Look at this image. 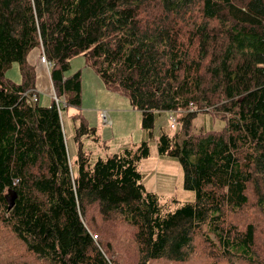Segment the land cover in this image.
I'll list each match as a JSON object with an SVG mask.
<instances>
[{
	"label": "trees",
	"instance_id": "1",
	"mask_svg": "<svg viewBox=\"0 0 264 264\" xmlns=\"http://www.w3.org/2000/svg\"><path fill=\"white\" fill-rule=\"evenodd\" d=\"M37 47L59 102L31 99ZM78 55L141 111L150 138L156 113H179L157 143L195 201L167 210L147 191L146 139L93 161L96 127L81 112L73 161L61 111L64 96L82 103V74L67 73ZM14 64L21 83L7 76ZM202 113L226 126L193 133ZM256 218L264 221V0H0V224L33 264H187L201 245L210 258L264 264Z\"/></svg>",
	"mask_w": 264,
	"mask_h": 264
},
{
	"label": "rangeland",
	"instance_id": "2",
	"mask_svg": "<svg viewBox=\"0 0 264 264\" xmlns=\"http://www.w3.org/2000/svg\"><path fill=\"white\" fill-rule=\"evenodd\" d=\"M71 67L67 73L74 74L78 71L82 72L84 77L87 78L89 72L93 74V79L84 80L82 83V103L80 107L74 105H67L68 97H62V102L65 105L61 111V117L65 129L66 139L69 145V150L73 161L77 153L76 143V125H80V121L76 122L73 115L82 113L89 122V125L96 127V134L94 137L98 138V142L91 145H86V148L91 147L93 154L92 158L95 161L99 156L109 155L120 152L128 147H136L142 143L143 140L149 141L150 154L143 158L139 164V170L143 174V183L149 192L157 194L160 198V203L165 206L167 210H175L185 202H192L196 199V192L184 187V173L180 163L175 157L168 155H161L158 148L157 139L160 136L161 129L170 131V116L174 113L179 117V113L160 111L156 113V120L154 126L153 137L148 135L147 131L143 128L141 122L142 138L132 140V138L124 137V135L135 132L132 128L116 127L112 124L110 118H107L108 113L105 115L102 112L106 109L105 106L112 105L111 102L96 98L97 91L107 90L103 79L89 66L86 62L84 55L75 56L71 59ZM7 76L15 83L22 82V75L19 64H14L8 71ZM83 81V80H82ZM111 91V90H110ZM106 92V91H105ZM114 92V91H111ZM48 92H41L40 104L47 105L52 102V96ZM123 96L119 93H111ZM102 99V100H101ZM63 105V106H64ZM117 106L131 107L130 100L123 96L121 100H117ZM99 109L98 111L94 110ZM139 111L137 109H134ZM102 111V112H101ZM106 111V110H105ZM141 113V111H139ZM143 119V115L141 113ZM226 126V120L221 119L219 116H214L207 113H202L196 117L193 122V133H207L208 130H221ZM253 214V212H252ZM258 226V235L264 239V221L260 224L255 219ZM126 261L133 258V253L129 252L126 256L121 255ZM33 264L34 260L24 250L21 244L12 236L9 230L0 224V264ZM154 264H169L167 262H155ZM187 264H247L246 261H229L221 258L218 254H214L211 258L208 256V250L204 245H201L196 258Z\"/></svg>",
	"mask_w": 264,
	"mask_h": 264
},
{
	"label": "crops",
	"instance_id": "3",
	"mask_svg": "<svg viewBox=\"0 0 264 264\" xmlns=\"http://www.w3.org/2000/svg\"><path fill=\"white\" fill-rule=\"evenodd\" d=\"M42 55H43L42 47H37L31 50V52L28 55L29 62L35 66L36 93L39 96V102H40L39 93L43 91L50 93L49 95L52 96V99L55 97V90H54V86H53L51 76H50V67H48L46 62L42 61L41 59ZM93 78L94 76L90 72L87 78H85L83 74L82 83L84 82V80L93 79ZM111 93H114V92H111L108 89L100 90V92L97 91L96 98L99 99L102 97L103 100H106L112 103V105L105 106L106 109H101V110H104V112L102 111L101 112L103 114L108 113L107 118L111 119L110 122L114 125L117 122L116 127H119V126L124 127V128L131 127L132 131L136 130L133 133L131 132L130 135L129 134L124 135V137L127 138L130 136L132 140H137V138H142L143 130L141 129V126H140L142 122L141 113L139 111L134 110V108H131V107L117 106L116 105L117 100L120 101L121 97L123 98V96H119L117 94H111ZM94 110L98 111L99 109L95 108ZM85 141H86V144L92 143L91 139L89 138H86Z\"/></svg>",
	"mask_w": 264,
	"mask_h": 264
},
{
	"label": "built area",
	"instance_id": "4",
	"mask_svg": "<svg viewBox=\"0 0 264 264\" xmlns=\"http://www.w3.org/2000/svg\"><path fill=\"white\" fill-rule=\"evenodd\" d=\"M41 59H42L43 62H46V64L48 65V67L51 66V63L46 59L44 53H43ZM55 98L59 102V98H57L56 96H55ZM31 99H32L33 102H37L39 100V96H38V94L36 93L35 90H34L32 96H31ZM104 115H106V114H104ZM178 124H179L178 117L174 113H172L171 116H170V127L171 128H176V126H178Z\"/></svg>",
	"mask_w": 264,
	"mask_h": 264
},
{
	"label": "water",
	"instance_id": "5",
	"mask_svg": "<svg viewBox=\"0 0 264 264\" xmlns=\"http://www.w3.org/2000/svg\"><path fill=\"white\" fill-rule=\"evenodd\" d=\"M16 198H17L16 192L14 190H11L10 194L7 197L9 201V210H11L14 207Z\"/></svg>",
	"mask_w": 264,
	"mask_h": 264
},
{
	"label": "clouds",
	"instance_id": "6",
	"mask_svg": "<svg viewBox=\"0 0 264 264\" xmlns=\"http://www.w3.org/2000/svg\"><path fill=\"white\" fill-rule=\"evenodd\" d=\"M36 91V90H35ZM56 96V95H55ZM39 101V100H38Z\"/></svg>",
	"mask_w": 264,
	"mask_h": 264
}]
</instances>
